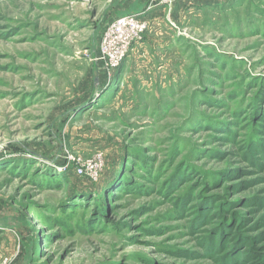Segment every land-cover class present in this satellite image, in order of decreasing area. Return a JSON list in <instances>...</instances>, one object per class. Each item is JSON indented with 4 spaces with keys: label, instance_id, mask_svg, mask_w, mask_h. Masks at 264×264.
I'll return each mask as SVG.
<instances>
[{
    "label": "rangeland",
    "instance_id": "374dc122",
    "mask_svg": "<svg viewBox=\"0 0 264 264\" xmlns=\"http://www.w3.org/2000/svg\"><path fill=\"white\" fill-rule=\"evenodd\" d=\"M0 264H264V0H0Z\"/></svg>",
    "mask_w": 264,
    "mask_h": 264
},
{
    "label": "built area",
    "instance_id": "2783aa9c",
    "mask_svg": "<svg viewBox=\"0 0 264 264\" xmlns=\"http://www.w3.org/2000/svg\"><path fill=\"white\" fill-rule=\"evenodd\" d=\"M144 23H139L135 17L124 16L116 18L108 26L102 42V52L109 57L111 64H117L124 56L131 40L145 29Z\"/></svg>",
    "mask_w": 264,
    "mask_h": 264
}]
</instances>
